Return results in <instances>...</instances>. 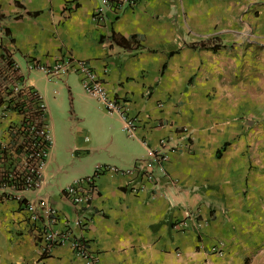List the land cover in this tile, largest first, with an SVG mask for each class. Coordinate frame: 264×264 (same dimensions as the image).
<instances>
[{"label":"crops","instance_id":"obj_1","mask_svg":"<svg viewBox=\"0 0 264 264\" xmlns=\"http://www.w3.org/2000/svg\"><path fill=\"white\" fill-rule=\"evenodd\" d=\"M101 6L102 0H0V47L24 85L40 94L52 138L40 187L19 197L56 209V234L66 216L72 239L84 241L97 264H241L235 245L248 175L245 141L236 137L223 149L236 128L214 130L200 107L205 59L220 46L188 45L231 44L264 0H140L118 14L105 9L97 23L92 16ZM132 36L121 46V38ZM63 55L88 63L106 92L126 102L137 119L131 136L118 114L83 91L78 73L46 74L30 63L49 67ZM66 95L72 130L59 140L54 125ZM21 120L0 106V139L9 140ZM161 138L168 141L162 148ZM154 149L166 155L165 175L156 172L143 191L130 190L137 177L109 170L88 205L74 209L64 199L63 189L96 165L151 170ZM34 226L16 199L0 201V264H85L67 243L42 257Z\"/></svg>","mask_w":264,"mask_h":264},{"label":"built area","instance_id":"obj_2","mask_svg":"<svg viewBox=\"0 0 264 264\" xmlns=\"http://www.w3.org/2000/svg\"><path fill=\"white\" fill-rule=\"evenodd\" d=\"M139 1L102 0V6L94 11L92 18L98 23L103 21L105 9L118 14L135 6ZM30 63L32 67L44 70L46 74L58 71L65 73L67 70L78 73L83 91L94 97L106 112L118 114L123 121L124 132L129 136L133 134L137 126L136 117L128 115L123 99L112 97L106 92L88 63L76 60L70 55H63L49 67H42L37 61ZM23 77L10 55L0 47V106L22 116L21 122L11 128L10 139H0V201L16 199L20 206L28 211L29 220L35 224L34 238L42 257L47 256L57 245L67 243L73 254L81 257L85 264H97L86 243L72 239L66 216L62 217L63 229L56 234L51 228L61 219L59 212L42 201L35 204L24 202L19 197L24 190H36L40 187V168L52 144L42 98L36 90L24 85ZM167 142V138H161L159 147H164ZM150 156L153 166L149 171H140L136 167L114 169L107 165H96L90 175L75 180L63 189L64 199L74 209L88 205L97 193L98 177L109 170L137 177L136 184L130 190L133 194L141 192L148 184L154 182L156 172L165 175V153L154 149Z\"/></svg>","mask_w":264,"mask_h":264},{"label":"rangeland","instance_id":"obj_3","mask_svg":"<svg viewBox=\"0 0 264 264\" xmlns=\"http://www.w3.org/2000/svg\"><path fill=\"white\" fill-rule=\"evenodd\" d=\"M259 8L252 24L247 23V31L233 37L234 42L222 45L219 39V50L205 59L204 83L199 89L205 92L200 105L205 124L214 130L235 127L229 145L236 137L245 141L242 149L248 175L235 245L241 264H264V7ZM237 24L238 28L245 26L243 19ZM194 83L191 86L196 91ZM71 109L66 95L63 113L54 125L56 139L71 132Z\"/></svg>","mask_w":264,"mask_h":264},{"label":"trees","instance_id":"obj_4","mask_svg":"<svg viewBox=\"0 0 264 264\" xmlns=\"http://www.w3.org/2000/svg\"><path fill=\"white\" fill-rule=\"evenodd\" d=\"M112 38H113V35H112ZM132 41H134V37H130L129 39H120L119 42L121 44V46L123 47H128L129 44L132 43ZM189 47L191 48H198V49H202V48H211L213 50H216L218 48V44H214L213 42L209 41V40H201V41H198L196 43H191L188 45ZM134 47H138V45H135ZM2 103V100H0V105ZM228 145V143H224L222 148L224 149L226 146ZM246 264V262H245Z\"/></svg>","mask_w":264,"mask_h":264}]
</instances>
